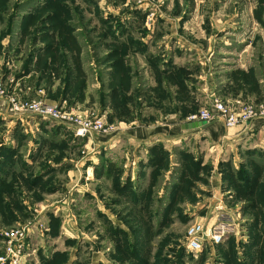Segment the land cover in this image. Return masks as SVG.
Wrapping results in <instances>:
<instances>
[{"label":"rangeland","instance_id":"1","mask_svg":"<svg viewBox=\"0 0 264 264\" xmlns=\"http://www.w3.org/2000/svg\"><path fill=\"white\" fill-rule=\"evenodd\" d=\"M249 9L261 16H248ZM261 26L264 0H0V264H264L262 150L217 159L209 142L179 144L184 154L168 163L175 165L166 177L170 193L162 176L152 193L162 202L136 203L118 186L134 146L104 144L119 131V111L105 112L115 73L129 69L134 82L146 79L147 63L126 58L128 45L150 39L158 42L152 50L171 53L178 43H213L219 85L237 62L226 50L260 47ZM123 38L128 45H108ZM11 97L114 130L77 137L50 118L11 113ZM196 222L230 225L234 233L192 251L186 235Z\"/></svg>","mask_w":264,"mask_h":264},{"label":"crops","instance_id":"2","mask_svg":"<svg viewBox=\"0 0 264 264\" xmlns=\"http://www.w3.org/2000/svg\"><path fill=\"white\" fill-rule=\"evenodd\" d=\"M260 12L249 9L244 13L248 16L260 17ZM255 20L256 18L254 22ZM250 23H252L251 20ZM253 26L254 31H252L255 37L256 32L259 33L260 30L257 29L258 24ZM263 30L264 28L260 32L262 36ZM114 31L115 29L112 32ZM112 35L115 39V34ZM113 39H110L108 45L111 43L128 45L124 38L118 41ZM242 42L245 41L242 40L239 44ZM157 43L155 40L148 39L146 43L136 41L128 45L129 51L125 53L126 58L133 60V56H139L143 58L144 63L148 64H146L148 69L146 65H143L146 70V79L143 84L134 82V79L130 77L134 76V73L129 72V69L115 73L116 85H112L110 81L109 90L112 96L105 110L106 113H111L110 116L119 111V118L114 119L117 121L119 131L106 137L109 140L107 139L108 141L104 144H109L110 148L116 146L117 142L134 146L133 153L130 151L126 153V163L123 165L124 169L120 174L118 186L133 192V201L136 203H145L151 198L152 201L162 202L160 197L152 194L155 191L156 181H159L158 179L162 176L164 183L160 187L170 193L171 181L168 182L166 177L170 175L175 165L171 163L168 167H162L154 163L159 161L160 157L170 163L176 156V152L182 156L184 153L179 149V151L176 150L179 144L194 142L198 146V140L209 142L211 149H208V152H216L217 159H222L229 154L233 158H240L242 154L252 156L256 155L254 152L260 153L261 150L264 152V119H256L233 128H227L218 120L203 122L201 128L189 130L182 128L191 123L189 121L191 115L206 108L215 99L228 105H235L237 101L256 104L264 101V38L260 42L262 48L261 45L259 47L250 43L242 50H237L234 46L229 47L231 50H226L231 54L234 53L237 62L233 64L232 69H229L227 72L229 75L227 76L226 73V78H223L219 85L216 84L214 76V73L217 75L219 72L217 70L213 72L211 63L213 43L207 48L200 42L192 41V45L189 46L188 43L186 47L178 43L173 53H169L170 49L165 52L166 49H163L161 45L159 47L162 49H158L160 51L152 50L153 47H157ZM137 74H135L136 77ZM39 128L43 127L40 125ZM140 151L145 152V155L137 156L136 152L140 153ZM190 158H186L184 163L189 162ZM108 162L112 160H106L105 165ZM149 166H152L150 170L147 169ZM55 168L56 171L60 169ZM108 176L111 181L112 177L116 178L115 174ZM143 180H147L145 188H141L140 185ZM215 180V183L211 184L217 195L221 190V180ZM213 198L210 200L212 203L216 200L215 197Z\"/></svg>","mask_w":264,"mask_h":264},{"label":"built area","instance_id":"3","mask_svg":"<svg viewBox=\"0 0 264 264\" xmlns=\"http://www.w3.org/2000/svg\"><path fill=\"white\" fill-rule=\"evenodd\" d=\"M3 88L0 85V94ZM8 109L14 114H30L39 118H50L58 124L71 128L77 137L90 136L93 133L113 131L114 128L107 129L99 119H83L79 114L73 112H62L59 109L44 103L18 102L15 98L7 99ZM256 119H264V103L258 107L237 101L233 107L226 105L222 101L215 99L204 109L189 117L192 122H211L218 120L227 128L247 124ZM234 233L232 227L226 224H219L206 229L203 223H193L188 229L186 240L188 247L192 251L201 249L203 242L220 243L226 236Z\"/></svg>","mask_w":264,"mask_h":264},{"label":"water","instance_id":"4","mask_svg":"<svg viewBox=\"0 0 264 264\" xmlns=\"http://www.w3.org/2000/svg\"><path fill=\"white\" fill-rule=\"evenodd\" d=\"M203 126V122H192L184 125L182 128L185 130L201 128Z\"/></svg>","mask_w":264,"mask_h":264},{"label":"trees","instance_id":"5","mask_svg":"<svg viewBox=\"0 0 264 264\" xmlns=\"http://www.w3.org/2000/svg\"><path fill=\"white\" fill-rule=\"evenodd\" d=\"M158 153H160V152H158ZM160 154H163V153H160ZM165 163H167V165H168V161L165 159V160H162L161 159V157H160V159H159V161H157L156 163H154L155 165H158V166H162V167H166L164 164ZM118 185H119V183H118ZM120 188V190L121 191H123V190H126L125 188H123V187H119Z\"/></svg>","mask_w":264,"mask_h":264}]
</instances>
